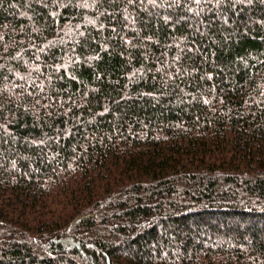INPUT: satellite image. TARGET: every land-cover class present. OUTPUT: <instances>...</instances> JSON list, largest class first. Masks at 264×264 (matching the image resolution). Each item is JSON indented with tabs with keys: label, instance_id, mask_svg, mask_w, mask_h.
Segmentation results:
<instances>
[{
	"label": "trees",
	"instance_id": "obj_1",
	"mask_svg": "<svg viewBox=\"0 0 264 264\" xmlns=\"http://www.w3.org/2000/svg\"><path fill=\"white\" fill-rule=\"evenodd\" d=\"M0 264H264V0H0Z\"/></svg>",
	"mask_w": 264,
	"mask_h": 264
}]
</instances>
